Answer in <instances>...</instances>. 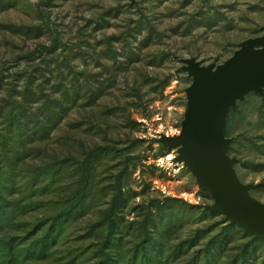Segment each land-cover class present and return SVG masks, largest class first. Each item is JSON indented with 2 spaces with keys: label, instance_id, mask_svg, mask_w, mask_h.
I'll list each match as a JSON object with an SVG mask.
<instances>
[{
  "label": "rangeland",
  "instance_id": "1",
  "mask_svg": "<svg viewBox=\"0 0 264 264\" xmlns=\"http://www.w3.org/2000/svg\"><path fill=\"white\" fill-rule=\"evenodd\" d=\"M264 48V0H0V264H264L182 145L203 77ZM192 136L264 221V60Z\"/></svg>",
  "mask_w": 264,
  "mask_h": 264
},
{
  "label": "water",
  "instance_id": "2",
  "mask_svg": "<svg viewBox=\"0 0 264 264\" xmlns=\"http://www.w3.org/2000/svg\"><path fill=\"white\" fill-rule=\"evenodd\" d=\"M264 60V48L259 50H253L247 52L232 62L214 70L208 72L201 80L194 102L190 108L189 115L183 126L181 141L184 149L189 154L195 167L197 168L200 176L202 177L207 190L213 196L217 205L228 215L234 218L235 222L244 228L251 230L264 232V221H260L246 215L241 214L236 208H234L222 195L215 181L213 180L210 172L206 166L202 153L194 142L192 136V127L194 122L198 118L202 109L204 108L207 99L216 85V83L226 75L252 65L256 62Z\"/></svg>",
  "mask_w": 264,
  "mask_h": 264
}]
</instances>
